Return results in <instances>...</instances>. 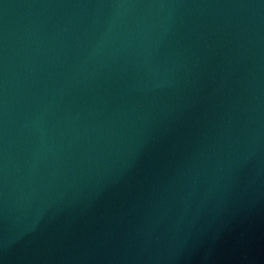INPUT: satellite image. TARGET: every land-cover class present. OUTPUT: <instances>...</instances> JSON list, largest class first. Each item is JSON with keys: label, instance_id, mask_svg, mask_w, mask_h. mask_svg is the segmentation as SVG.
Masks as SVG:
<instances>
[{"label": "water", "instance_id": "obj_1", "mask_svg": "<svg viewBox=\"0 0 264 264\" xmlns=\"http://www.w3.org/2000/svg\"><path fill=\"white\" fill-rule=\"evenodd\" d=\"M0 264H264V0H0Z\"/></svg>", "mask_w": 264, "mask_h": 264}]
</instances>
